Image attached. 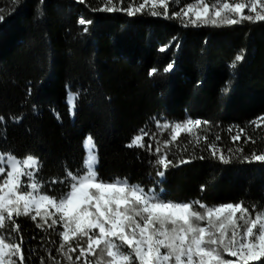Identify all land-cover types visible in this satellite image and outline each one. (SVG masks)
<instances>
[{"label": "trees", "instance_id": "obj_1", "mask_svg": "<svg viewBox=\"0 0 264 264\" xmlns=\"http://www.w3.org/2000/svg\"><path fill=\"white\" fill-rule=\"evenodd\" d=\"M132 2L113 0L118 8ZM194 2L169 0V16ZM104 4L0 0V153L37 158L35 179L41 191L59 196L64 185L50 182L82 169L90 136L101 180L127 179L175 202L215 206L244 201L250 211L252 206L264 210V163L242 159L264 153V122L259 127L252 123L264 116V22L185 27L187 18L152 16L147 10L135 16L95 10ZM81 18L91 21L87 31L78 23ZM237 55L244 58L232 68ZM169 64L173 68L165 72ZM152 69L155 75H149ZM69 92L79 93L73 115ZM188 118L210 123L192 135L181 133L165 148L170 130L156 128V122ZM141 129L155 136L144 138L146 145L153 144L152 151L127 147ZM208 144L230 162L213 157ZM157 146L175 164L163 177L154 164ZM14 219L19 233L12 240L22 238L24 264H41V258L53 264L49 253L60 264H71L57 251L61 225L48 229L37 227L39 218ZM79 243L86 247V240ZM70 255L75 261L79 248Z\"/></svg>", "mask_w": 264, "mask_h": 264}, {"label": "snow or ice", "instance_id": "obj_2", "mask_svg": "<svg viewBox=\"0 0 264 264\" xmlns=\"http://www.w3.org/2000/svg\"><path fill=\"white\" fill-rule=\"evenodd\" d=\"M168 9L169 0H140L139 3L133 0L126 8H118L113 0H105L104 6L95 10H122L128 16L144 14L147 10L152 16L187 18L185 27L188 23L222 27L245 21L264 22V0H215L212 3L195 0L171 16ZM78 23L85 25L84 31H87L86 25L91 21L81 18ZM243 58V55H237L231 67L235 68L236 62ZM172 68L173 65L169 64L164 71L169 72ZM156 72L152 69L149 75ZM223 91L226 93L228 89ZM68 96L67 102L74 109L79 93L69 92ZM13 120L19 122L18 117ZM261 122H264V116L252 121L257 127ZM3 123L4 117L0 116V125ZM209 123L188 118L175 123L157 121L156 128L170 130L169 138L164 141L167 148L179 139L181 133L192 135L194 130ZM146 136L150 141L155 140L154 135L141 129L127 147H146L152 151L153 144L144 142ZM204 139L206 141L207 137ZM232 139L234 142L239 140V134ZM86 143L92 147L87 151L82 169L76 173L67 171L63 180L50 182L64 185L65 191L59 196L41 191L32 171L40 168L37 158L31 155L17 158L0 153V177H3L0 180V264H17L14 258L24 264L22 238L21 242L12 240V234L19 233V225L14 219L19 216H30L33 221L39 218L37 227L41 228L52 229L61 225L59 236L62 243L57 251L71 264H80L82 258L83 264H254L264 259V210L256 211L252 206L250 211L244 201L215 206L199 200L175 202L162 199L154 189L146 191L141 185L130 184L127 179L101 180L95 170L98 156L90 136ZM208 148L211 155L222 163L230 162L231 158L215 144H208ZM237 151L242 153L243 149ZM160 153L161 148L157 146L154 164L158 168L157 175L163 177L165 171L175 164L168 159L166 152ZM199 158L204 159L203 156ZM242 159L249 163H264V153L253 152ZM161 166L163 170H159ZM23 177H28V181L25 182ZM80 240H86V247L79 243ZM74 241L77 242L75 247ZM77 247L79 255L73 261L70 254L76 252ZM225 254L235 260L226 259ZM89 256L96 259L90 262ZM49 259L53 264H60L51 253ZM41 264H44L43 258Z\"/></svg>", "mask_w": 264, "mask_h": 264}, {"label": "rangeland", "instance_id": "obj_3", "mask_svg": "<svg viewBox=\"0 0 264 264\" xmlns=\"http://www.w3.org/2000/svg\"><path fill=\"white\" fill-rule=\"evenodd\" d=\"M68 99H69V97H68ZM69 104V103H68ZM70 105V104H69ZM70 113H71V115H73L74 114V109L71 107V105H70ZM87 141V140H86ZM92 142H93V140H92ZM93 145H94V151H95V144H94V142H93ZM85 146H86V152L88 151V149L90 148V147H92V145H88L86 142H85ZM96 166H97V164L95 165V170H96ZM6 170H10V169H6ZM32 171L36 174V172H37V170L36 169H32ZM35 178V177H34ZM3 179V177H0V180H2ZM25 182H27L28 181V177H23L22 178ZM157 193V192H156ZM162 199H163V197H162V194L161 193H157ZM225 258L226 259H231V260H235V258L234 257H229V256H227L226 254H225Z\"/></svg>", "mask_w": 264, "mask_h": 264}]
</instances>
